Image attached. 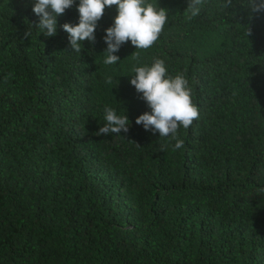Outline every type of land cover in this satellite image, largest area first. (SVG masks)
<instances>
[{
	"label": "trees",
	"instance_id": "16d2710c",
	"mask_svg": "<svg viewBox=\"0 0 264 264\" xmlns=\"http://www.w3.org/2000/svg\"><path fill=\"white\" fill-rule=\"evenodd\" d=\"M35 2L0 0V264H264V12L204 0L189 21L190 0H147L168 14L159 39L106 65L118 6L77 53L80 0L51 37ZM157 58L200 113L176 151L135 122L151 108L133 69ZM106 106L128 132L96 135Z\"/></svg>",
	"mask_w": 264,
	"mask_h": 264
},
{
	"label": "clouds",
	"instance_id": "9594fccd",
	"mask_svg": "<svg viewBox=\"0 0 264 264\" xmlns=\"http://www.w3.org/2000/svg\"><path fill=\"white\" fill-rule=\"evenodd\" d=\"M230 3L231 0H228ZM74 0H36L33 12L39 16L36 25L45 36H54L57 32V16L71 7ZM204 0H190L186 19L191 21L201 11ZM118 6V15L113 26L106 29L104 40L107 43L104 64H116L120 57L115 53L121 45L131 41L136 49H148L159 39L168 14L164 8H157L147 0H80L78 5L79 23L72 25L65 23L63 29L69 34V42L73 51L81 53L82 41H95L97 22L103 16L105 6ZM253 12H264V0H252ZM29 35V33H26ZM134 59L139 58L135 53ZM135 75L130 83L137 92L143 94V99L151 108L136 118V124H142L145 130L158 131L160 137H169L175 140L172 150L184 147V140L178 137V128L187 129L193 121L199 119V109L193 103L192 90L184 74L174 77L167 75V68L162 59H155L148 66H139L133 69ZM111 83V78L107 81ZM104 119L106 123L99 128L96 135L117 134L128 132L129 118L127 115H118L113 108L105 107ZM167 145H161L164 150Z\"/></svg>",
	"mask_w": 264,
	"mask_h": 264
}]
</instances>
